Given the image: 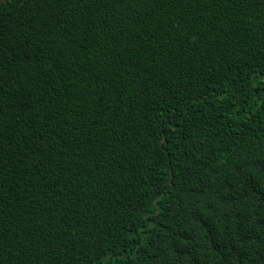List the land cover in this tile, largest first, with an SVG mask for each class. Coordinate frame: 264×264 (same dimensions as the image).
I'll use <instances>...</instances> for the list:
<instances>
[{"label": "trees", "instance_id": "1", "mask_svg": "<svg viewBox=\"0 0 264 264\" xmlns=\"http://www.w3.org/2000/svg\"><path fill=\"white\" fill-rule=\"evenodd\" d=\"M0 264H264V0L0 3Z\"/></svg>", "mask_w": 264, "mask_h": 264}, {"label": "water", "instance_id": "2", "mask_svg": "<svg viewBox=\"0 0 264 264\" xmlns=\"http://www.w3.org/2000/svg\"><path fill=\"white\" fill-rule=\"evenodd\" d=\"M10 0H0V3H3V2H8ZM164 141V140H163ZM165 142V141H164Z\"/></svg>", "mask_w": 264, "mask_h": 264}]
</instances>
